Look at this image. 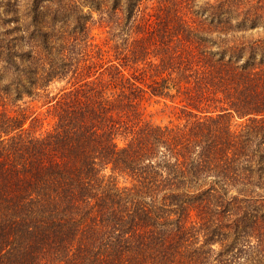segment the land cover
Listing matches in <instances>:
<instances>
[{
  "label": "trees",
  "instance_id": "trees-1",
  "mask_svg": "<svg viewBox=\"0 0 264 264\" xmlns=\"http://www.w3.org/2000/svg\"><path fill=\"white\" fill-rule=\"evenodd\" d=\"M0 264H264V0H0Z\"/></svg>",
  "mask_w": 264,
  "mask_h": 264
},
{
  "label": "rangeland",
  "instance_id": "rangeland-1",
  "mask_svg": "<svg viewBox=\"0 0 264 264\" xmlns=\"http://www.w3.org/2000/svg\"><path fill=\"white\" fill-rule=\"evenodd\" d=\"M85 11H88L87 6L85 7ZM93 17L92 34L94 35L97 43L103 44L106 41L108 34L106 33V29L100 26L98 14L94 12ZM66 85V82H56L52 84L50 88L41 96H34V98L26 100L29 102V112L32 113L35 111L36 114L41 115V118L43 119L32 129L33 133L44 132L46 129L51 127L53 121L50 113L48 112V105H45L46 101H48L49 98L55 97L63 88L66 87ZM144 106L146 108L147 118L157 124H167L175 118L174 112L165 108L163 100L149 99L144 102Z\"/></svg>",
  "mask_w": 264,
  "mask_h": 264
}]
</instances>
